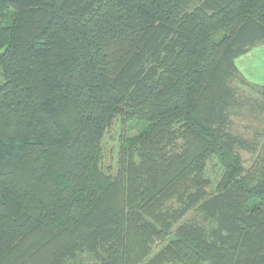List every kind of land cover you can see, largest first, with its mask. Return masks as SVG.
Here are the masks:
<instances>
[{
    "label": "trees",
    "instance_id": "1",
    "mask_svg": "<svg viewBox=\"0 0 264 264\" xmlns=\"http://www.w3.org/2000/svg\"><path fill=\"white\" fill-rule=\"evenodd\" d=\"M263 43L264 0H0V264H264Z\"/></svg>",
    "mask_w": 264,
    "mask_h": 264
},
{
    "label": "rangeland",
    "instance_id": "2",
    "mask_svg": "<svg viewBox=\"0 0 264 264\" xmlns=\"http://www.w3.org/2000/svg\"><path fill=\"white\" fill-rule=\"evenodd\" d=\"M249 67L251 66L249 65L248 69ZM248 69L246 70L245 78L250 82L255 83L254 81H256V65H253L252 71H249ZM1 81L2 76L0 75V82ZM239 88L249 93V90L246 87L239 86ZM141 128V123H138L137 121H123L122 119H115L112 124H110L104 130L103 136L101 138L100 150L97 159L98 169L106 175H114L117 168V157L120 142L125 137L137 133ZM232 130L235 133L241 134L246 137H250L254 133V131L257 130L258 133L261 132L262 134V137L260 139L261 144L264 143V126L261 125L256 119H254L247 109H244L239 116L233 118ZM242 156L246 160V164H248L247 160L249 156L244 152H242ZM54 246L58 247L57 244H54ZM54 246L52 247V249L54 248ZM160 247L161 246L154 248L150 255L156 253ZM38 259L39 258L35 257L30 259L27 258L24 264H36L35 262H37ZM8 264H10V262ZM202 264L211 263L205 262Z\"/></svg>",
    "mask_w": 264,
    "mask_h": 264
},
{
    "label": "crops",
    "instance_id": "3",
    "mask_svg": "<svg viewBox=\"0 0 264 264\" xmlns=\"http://www.w3.org/2000/svg\"><path fill=\"white\" fill-rule=\"evenodd\" d=\"M235 64L245 77L248 66H251L248 70L252 71L253 65H256V81L254 82L259 85H264V43L256 45L255 47L251 48L246 54L236 58Z\"/></svg>",
    "mask_w": 264,
    "mask_h": 264
}]
</instances>
